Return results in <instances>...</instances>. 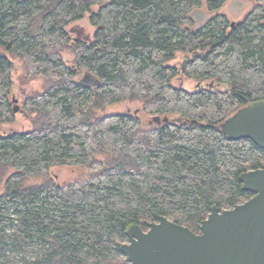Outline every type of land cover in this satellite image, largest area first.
Masks as SVG:
<instances>
[{
	"label": "trees",
	"instance_id": "1",
	"mask_svg": "<svg viewBox=\"0 0 264 264\" xmlns=\"http://www.w3.org/2000/svg\"><path fill=\"white\" fill-rule=\"evenodd\" d=\"M257 1L234 26L217 13L190 28L195 8L218 11L226 0H0V125L18 112L10 56L49 82L19 110L35 126L0 133V167L13 170L0 193V264H126L129 224L148 229L167 216L198 233L211 206L253 196L239 177L263 166L264 148L230 139L221 124L264 98ZM86 16L93 38L71 36ZM84 72L99 83L83 84ZM181 76L199 85L175 84ZM125 100L160 123L147 130L135 113L99 114ZM56 165L92 174L59 184L48 177ZM37 176L44 182L25 183Z\"/></svg>",
	"mask_w": 264,
	"mask_h": 264
},
{
	"label": "water",
	"instance_id": "2",
	"mask_svg": "<svg viewBox=\"0 0 264 264\" xmlns=\"http://www.w3.org/2000/svg\"><path fill=\"white\" fill-rule=\"evenodd\" d=\"M98 83L95 78L92 86ZM154 120L161 121L159 116ZM221 129L230 139L249 138L264 148V98L238 108ZM239 178L253 196L224 210L211 206L198 233L167 216L151 222L148 230L129 224L120 247L128 264H264V165Z\"/></svg>",
	"mask_w": 264,
	"mask_h": 264
},
{
	"label": "rangeland",
	"instance_id": "3",
	"mask_svg": "<svg viewBox=\"0 0 264 264\" xmlns=\"http://www.w3.org/2000/svg\"><path fill=\"white\" fill-rule=\"evenodd\" d=\"M258 4L257 0H226L224 6L218 11H210L205 2H203L200 7H197L191 13L194 24H188L190 28H197L200 25L204 24L210 19L213 15L220 13L225 14L229 21L239 22L243 20L250 10ZM68 30L71 32V36L82 38L83 40H90L94 36L95 27L90 23L89 17L86 16L82 20L72 23ZM64 60L67 63H72L74 59V54L71 48H67L62 51ZM10 59L13 62V87L11 92V99L14 102V106L17 108L18 112L15 116L13 122L4 123L0 125V133L6 134L12 131H26L35 126V118H28L24 113L19 112L22 109L24 99L30 95H35L36 93L42 92L47 87L49 83L48 80L41 76H34L33 78L28 77L27 71L24 67L23 61L17 57L10 56ZM181 61L180 58L175 59L172 63H178ZM86 72L81 73L78 79L85 80L90 85L94 84L95 78L93 75L86 77ZM175 84L183 85L189 90H193L198 86L196 80L181 76L173 80ZM135 113L139 116L141 120V127L143 129L150 128L154 125V116L149 114L143 107V103L139 100H125L120 103L109 105L105 108L103 112L100 113ZM157 121H155L156 123ZM12 169H4L0 167V193H3L5 190V180L7 176L12 173ZM91 170L87 166H78V165H56L52 166L48 171V177L53 178L56 183L67 184L75 181H82L88 178L91 175ZM44 182V177H30L26 180V184L37 185ZM172 220V219H171ZM148 230V229H145ZM127 241V240H126ZM128 259L126 264H128Z\"/></svg>",
	"mask_w": 264,
	"mask_h": 264
},
{
	"label": "flooded vegetation",
	"instance_id": "4",
	"mask_svg": "<svg viewBox=\"0 0 264 264\" xmlns=\"http://www.w3.org/2000/svg\"><path fill=\"white\" fill-rule=\"evenodd\" d=\"M264 165V164H263ZM261 168V167H260ZM200 232V231H199Z\"/></svg>",
	"mask_w": 264,
	"mask_h": 264
}]
</instances>
